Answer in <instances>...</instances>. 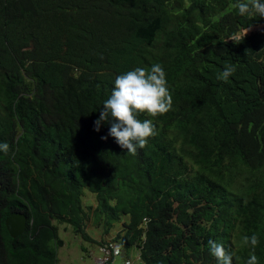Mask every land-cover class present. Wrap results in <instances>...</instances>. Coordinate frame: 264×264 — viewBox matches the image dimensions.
I'll return each instance as SVG.
<instances>
[{
    "label": "trees",
    "instance_id": "trees-1",
    "mask_svg": "<svg viewBox=\"0 0 264 264\" xmlns=\"http://www.w3.org/2000/svg\"><path fill=\"white\" fill-rule=\"evenodd\" d=\"M237 2L0 0V264H57L59 225L98 243L90 218L121 223L140 264H223L209 240L264 264V17ZM157 63L171 106L136 117L153 135L132 152L100 139L115 76Z\"/></svg>",
    "mask_w": 264,
    "mask_h": 264
},
{
    "label": "clouds",
    "instance_id": "clouds-1",
    "mask_svg": "<svg viewBox=\"0 0 264 264\" xmlns=\"http://www.w3.org/2000/svg\"><path fill=\"white\" fill-rule=\"evenodd\" d=\"M252 7L259 17H264V0H251ZM237 10L240 14H246L249 11V3L238 0ZM234 72V67L225 65L220 77L226 79ZM165 71L160 64H153L146 71L144 68H133L115 76L112 81L111 92L102 102L99 115L93 120V131L99 132L102 123L107 122V136H101L100 139L112 137L114 143L121 149L132 152L137 146L143 147L146 138L153 135V124L150 120H139L137 115L146 113L150 116H156L159 113L166 112L171 106V97L167 88ZM7 144L0 143V150H7ZM94 206V205H93ZM89 221H91L89 219ZM118 226L115 234L122 229L121 223L114 224ZM87 225H85L86 230ZM87 232V230H86ZM109 232V231H108ZM88 233V232H87ZM114 234V236H115ZM144 234V233H143ZM93 240H96L89 235ZM114 236L108 240H96L101 253L98 261L101 264L103 253L101 247L110 249L116 247L119 252L113 255V249H110V261L113 264L115 257L125 258L126 251L115 240ZM144 238V237H143ZM81 239V238H80ZM252 243H255L253 238ZM211 255L216 257L217 261L223 264H231L230 254H226L224 248L213 242L208 241ZM129 250L135 251V259L125 258L122 262L129 260L131 264H140L139 252L132 247ZM255 257H251L248 264H254Z\"/></svg>",
    "mask_w": 264,
    "mask_h": 264
},
{
    "label": "rangeland",
    "instance_id": "rangeland-1",
    "mask_svg": "<svg viewBox=\"0 0 264 264\" xmlns=\"http://www.w3.org/2000/svg\"><path fill=\"white\" fill-rule=\"evenodd\" d=\"M84 205L91 204L92 206L94 203V197L90 193H86L83 199ZM91 221L86 222V230L89 235H91L96 240H108L109 238L113 237L115 231L117 230L118 226H114L109 230V232L105 233L103 230V226L101 225H94L92 218ZM59 235L64 241L62 247L58 250V258L59 261L57 264H100L98 258L100 257L101 253L99 251V246L92 242H85L76 236L71 227L69 225H59ZM80 246L86 248L84 252L80 250ZM135 251L127 250L125 258L135 259ZM125 258L115 257L114 263L115 264H122Z\"/></svg>",
    "mask_w": 264,
    "mask_h": 264
},
{
    "label": "water",
    "instance_id": "water-1",
    "mask_svg": "<svg viewBox=\"0 0 264 264\" xmlns=\"http://www.w3.org/2000/svg\"><path fill=\"white\" fill-rule=\"evenodd\" d=\"M4 225L11 237L21 234L26 227V217L20 212H11L4 220Z\"/></svg>",
    "mask_w": 264,
    "mask_h": 264
},
{
    "label": "built area",
    "instance_id": "built-area-1",
    "mask_svg": "<svg viewBox=\"0 0 264 264\" xmlns=\"http://www.w3.org/2000/svg\"><path fill=\"white\" fill-rule=\"evenodd\" d=\"M110 249H113V252H112L113 255H116L119 252V250L116 247H111ZM110 249L105 248V247H101L100 248V250L103 253L101 264H113L112 262H109L110 261V257H111L110 256ZM124 264H131V262L129 260H126L124 262Z\"/></svg>",
    "mask_w": 264,
    "mask_h": 264
}]
</instances>
